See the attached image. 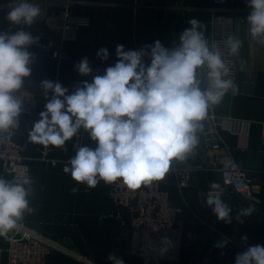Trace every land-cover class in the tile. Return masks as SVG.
I'll return each instance as SVG.
<instances>
[{"label": "crops", "instance_id": "crops-1", "mask_svg": "<svg viewBox=\"0 0 264 264\" xmlns=\"http://www.w3.org/2000/svg\"><path fill=\"white\" fill-rule=\"evenodd\" d=\"M29 1L32 0H0V34L10 36L26 31L34 38V42L26 46L31 54V71L26 84L37 94L40 104L33 116L23 117L15 137L17 142H23L31 134L34 124L40 120V113L46 110L45 105L53 96L51 91L46 92L42 87L43 81L58 82L71 94L78 88L75 80L91 83L94 75H103L107 67L114 65L117 45H123L125 51L139 50L159 40L163 46L174 48L179 45L183 31L191 27V19L199 22L198 31L203 32L210 49V21L215 13H232L246 19L251 12V8L216 9L211 0H73L68 4L69 11L73 15L91 17V25L66 34H54L51 29L57 20L51 17V12L57 6L53 4L56 0H49L51 4L48 5H34L40 8V14L31 25L14 24L8 19L12 7ZM51 37H54L56 47L64 49L60 58L41 52V45ZM239 40L242 46L237 55L235 89L226 93L219 104L213 105L212 113L220 119L249 123V135H236L224 127L217 128V133L213 134L208 110V115L200 122L202 127L196 132L198 143L193 152L183 161L173 159L168 173L159 181L168 191L172 203L183 208L182 216L192 234V242L183 247L180 264H190V261L236 264V257L250 246H264V144L261 139L264 127V43L249 38L247 23L242 25ZM102 47L109 51L106 61L97 56ZM84 58L93 69L88 76L81 75L77 68ZM144 62L150 66L149 59L145 58ZM201 89L204 90L202 82ZM209 135L212 138H208ZM82 146L96 147V142L83 128L63 147L34 142L28 146L25 156L30 159L32 183L27 199L33 211L25 212L22 221L67 250H53L47 256L46 264H113L108 259L110 254L121 259L123 264H144L129 253V233L116 219L99 220L101 215L113 209L109 197L112 183L101 180L90 188L78 184L70 173H64L63 168L69 165ZM42 149L50 151L52 161L41 159ZM233 164L247 171L253 180L260 205L226 191L220 169ZM184 168L192 169V177L187 186L181 187L175 169ZM213 183L219 188L213 189ZM73 189L77 191L73 192ZM209 194L218 195L230 208L231 223L218 219L214 206L207 204ZM247 209H251V213L244 215L243 211ZM220 244L223 246L218 247ZM7 246L0 236V264H8Z\"/></svg>", "mask_w": 264, "mask_h": 264}, {"label": "clouds", "instance_id": "clouds-1", "mask_svg": "<svg viewBox=\"0 0 264 264\" xmlns=\"http://www.w3.org/2000/svg\"><path fill=\"white\" fill-rule=\"evenodd\" d=\"M249 7L250 32L254 38H264V0H249ZM39 14V7L22 2L11 8L8 19L31 25ZM189 23L191 27L179 36V45L171 49L159 40L139 50L125 51L117 45L114 65L103 75H94L91 83L84 80L71 94L58 82L43 81L42 87L53 96L33 126L32 142L63 147L79 129L88 131L96 147H79L63 171L90 188L101 180L106 184L121 180L128 189L137 190L163 180L173 159L183 161L193 152L196 132L210 106L219 104L235 87L224 78L229 69L220 52L209 49L203 32L198 31L199 22L191 19ZM33 42L26 31L0 34V134L18 124L21 101L13 93L21 89L22 78L30 75L31 54L26 46ZM226 43L231 55L239 54L242 43L238 38L230 36ZM97 56L106 61L108 49L100 48ZM145 58L150 66L145 65ZM205 65L208 84L202 90L197 70ZM77 68L83 76L93 72L87 58ZM31 183L27 176L13 182L0 179V235L18 229L24 213L33 211L27 199ZM207 204L214 206L219 220L231 223V210L218 195L209 194ZM250 213L251 209L243 211ZM108 259L123 264L114 254ZM236 264H264V246H250L236 257Z\"/></svg>", "mask_w": 264, "mask_h": 264}, {"label": "built area", "instance_id": "built-area-1", "mask_svg": "<svg viewBox=\"0 0 264 264\" xmlns=\"http://www.w3.org/2000/svg\"><path fill=\"white\" fill-rule=\"evenodd\" d=\"M73 0L54 1L57 5L51 12V17L57 23L51 29L54 34L74 31L81 27H88L92 19L85 15H73L68 4ZM216 9L234 10L249 9V0H211ZM32 5H48L49 0H32L27 2ZM51 4V3H50ZM59 4V5H58ZM248 24L247 18L232 13H215L210 21V50L219 51L222 60L229 69L225 79L232 80L234 85L237 76V55H231L226 43L232 36L240 39L242 25ZM249 38H254L250 32ZM41 52L54 58L64 55V49L56 47L54 37L42 44ZM204 89L207 88V66L198 71ZM23 79L21 89L13 95L21 101V112L17 117L18 124L8 132L0 134V179L15 181L17 178L27 176L30 178V159L25 156L28 146L33 143L30 135L23 142H17L15 137L23 123V117L33 116L39 107L40 100L34 90ZM84 80H75L77 87H82ZM235 89V87H234ZM234 89H229L231 93ZM213 105L209 108V119L213 124L212 132L217 133V128H226L231 133L248 136L250 125L245 121L229 118H217L213 113ZM27 124V122H26ZM264 144V127L261 136ZM41 159L52 161L48 149L41 150ZM178 183L181 187L187 186L192 177V169H175ZM220 177L226 191L230 195H241L257 205L261 204L258 198V189L247 171L235 166L220 169ZM109 197L112 210L101 215L99 220L116 219L120 227L129 233L128 251L138 257L144 264H180L182 261L185 243H191L192 234L186 227L183 218V208L172 203L168 191L163 189L159 181H153L148 186L137 190H130L121 180L111 184ZM7 242L6 249L8 264H46L47 256L53 250L67 251L53 239L40 234L27 227L23 221L19 222L16 230L0 235ZM167 240V243H165ZM190 264H199L190 261Z\"/></svg>", "mask_w": 264, "mask_h": 264}, {"label": "water", "instance_id": "water-1", "mask_svg": "<svg viewBox=\"0 0 264 264\" xmlns=\"http://www.w3.org/2000/svg\"><path fill=\"white\" fill-rule=\"evenodd\" d=\"M208 138H212V135H209ZM212 144H216V141H212Z\"/></svg>", "mask_w": 264, "mask_h": 264}]
</instances>
